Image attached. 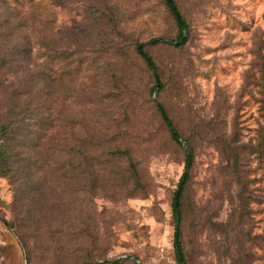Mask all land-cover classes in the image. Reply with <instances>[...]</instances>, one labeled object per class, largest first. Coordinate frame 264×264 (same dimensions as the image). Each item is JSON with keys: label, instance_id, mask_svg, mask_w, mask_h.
<instances>
[{"label": "rangeland", "instance_id": "1", "mask_svg": "<svg viewBox=\"0 0 264 264\" xmlns=\"http://www.w3.org/2000/svg\"><path fill=\"white\" fill-rule=\"evenodd\" d=\"M176 1L190 26L186 43L180 50L163 44L148 49L163 75L179 81L172 103L150 95L153 76L135 54L137 44L175 39L177 28L163 0H35L24 6L21 11L34 14L36 26L25 32L50 37L54 50L85 63L79 71L76 63L45 67L38 96L20 97L27 106L17 109L14 119H25L47 100L54 141L78 147L91 136L85 149H130L145 188L134 193L131 184L127 187L124 160L114 170L111 189L106 185V193H99V222L108 223L111 232L106 260L177 264L172 200L185 162L157 110L156 101L163 98L194 149L182 225L189 263L236 264L240 251L249 250L253 259L243 257L239 264H264V159L256 151L264 141V0ZM106 49L110 55L103 53ZM116 49L126 55L112 56ZM18 80L12 73L0 75V126L12 120ZM220 140L252 147L241 163L249 182L248 204ZM72 161L58 153L49 165L71 171L86 166ZM53 186L38 207L63 212L67 204L54 205L64 194L67 201L72 188L83 197L87 183L83 176L71 182L57 174ZM12 202L13 185L0 177V218H12ZM0 264H27L18 239L1 220Z\"/></svg>", "mask_w": 264, "mask_h": 264}, {"label": "trees", "instance_id": "2", "mask_svg": "<svg viewBox=\"0 0 264 264\" xmlns=\"http://www.w3.org/2000/svg\"><path fill=\"white\" fill-rule=\"evenodd\" d=\"M34 2L35 0H13V2L1 0L0 2V75L12 73L20 81L18 91L15 92L16 101H14L12 120L0 126V177L9 180L14 188V202L10 204L12 218L10 220L0 218V220L18 239L27 264H125L131 262L129 259L116 262L106 260L111 249L110 242H107L110 237L108 233H111L110 226L108 223L99 222V216L103 212L96 211L99 193L104 192L106 185L111 189L109 184L114 180V170L118 167V163L124 160H127L129 167L127 187L131 184V191L134 193L145 188L131 150L128 148L102 151L85 149L83 143L85 142L86 146L91 144L93 141L91 136L78 147L65 139L54 141L52 135L55 128L54 121L48 113L47 100L40 108H31L25 119H14L17 109L27 106V101L24 105L20 103V97L24 94L30 95V98L38 96L43 76H47L44 72L45 67L56 61L65 62L68 65L76 63L79 71L85 63L83 60L75 62L71 53L54 50L50 37H35L25 32L36 28L33 22L35 15L28 16L21 9L24 6L33 5ZM163 2L177 28L175 39H151L147 44H137L135 54L153 76L154 84L150 89V95L168 97V102L172 103L173 97L180 93L179 81L170 74L166 77L163 75L148 49L163 44L180 50L186 43L190 26L176 0H163ZM109 11L112 15L116 14V9L113 7H110ZM117 22L114 20V24L117 25ZM140 46L141 50L138 49ZM103 53L111 54L108 49ZM113 55L122 56L126 53L116 49ZM40 59L42 62H39ZM121 85L125 87V83L122 82ZM22 89H25V92ZM123 95V91L120 90L119 96ZM30 98L26 99L31 100ZM91 103L90 101L89 105ZM156 107L170 134L171 141L184 153L185 171L188 168V173H183L174 192L172 212L176 225L179 219V230L176 232L175 227L173 242L176 263L190 264L191 257L184 248L182 225L184 198L190 181L189 170L194 160V149L191 141L185 138L177 127L175 118L169 111L168 103H165L162 98L156 101ZM217 142L221 143V150L231 160L237 183L242 193L246 195L244 198L248 204L249 182L243 174L244 167L241 163L244 162L245 153H250L252 147L241 148L236 144L237 140H232L231 143L228 140ZM263 148L264 141L256 151L264 159V154L261 153ZM58 153H65L68 159L73 160L72 162H86V166L80 164L71 171L65 166L49 165V162H54ZM63 169L62 174L60 171ZM57 174L71 182L74 176H83L87 183L85 194L83 197L76 196V191L72 188L68 193L67 201L63 202L66 197L64 194L63 201L54 205V207H62L63 203L67 204L69 209L63 212L41 209L38 206L44 202L50 190L54 189L53 177ZM248 241L251 244L253 242L252 239ZM243 253L241 250L236 264H239L243 257H246L249 262L253 259V255H250L251 251Z\"/></svg>", "mask_w": 264, "mask_h": 264}, {"label": "water", "instance_id": "3", "mask_svg": "<svg viewBox=\"0 0 264 264\" xmlns=\"http://www.w3.org/2000/svg\"><path fill=\"white\" fill-rule=\"evenodd\" d=\"M139 50H141V46L138 48ZM154 72V70H153ZM179 141L181 142V140L179 139ZM185 173H188V168L186 169ZM176 214H177V210H176ZM179 230V219H177V225H176V232H178Z\"/></svg>", "mask_w": 264, "mask_h": 264}]
</instances>
